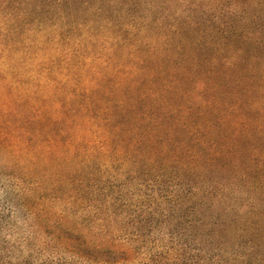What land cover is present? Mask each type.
I'll return each mask as SVG.
<instances>
[{
    "label": "trees",
    "instance_id": "obj_1",
    "mask_svg": "<svg viewBox=\"0 0 264 264\" xmlns=\"http://www.w3.org/2000/svg\"><path fill=\"white\" fill-rule=\"evenodd\" d=\"M108 1L96 7L93 0H0V152L11 164L0 167V177L11 182L12 210L29 220L27 235L45 261L54 257L79 264H251L248 259L257 250V262L262 261L264 229L262 243L245 239L247 229L238 225L251 223V235L260 230L242 215L230 192L242 175L249 181L247 193L260 186L264 190V146L259 149L255 141L264 140V120H239L228 103L235 80L226 71L238 67L240 58L222 62L226 48H214L220 57L209 62L202 52L207 46L188 36L185 26L171 31L169 42L158 46V30L148 36L151 26L141 24V50H146L141 77L135 69L118 68L116 76L122 77L117 82L106 72L110 59L104 52L118 54L120 44L126 43L122 23L104 15L105 22L96 25L92 12L105 14L134 4ZM161 3L141 0V7L154 13ZM98 28L106 34L100 35ZM126 84L136 88L141 116H125L135 108L127 101L131 96ZM175 100L191 104L183 105L184 116ZM195 102L200 106L193 109ZM226 110L229 116H223ZM71 155L78 157L73 174L49 170L48 160L61 156L64 161L65 156L69 162ZM258 159L260 170L252 175L251 165ZM114 161L130 166L129 171L145 167L147 174L174 171L177 179L191 175L202 180L180 181L192 188L188 198L179 191L178 198L157 202L153 187L143 200L140 188H115L113 176H104L103 169L115 167ZM251 205L256 207L258 201ZM159 206L177 211L166 214ZM2 214L0 209V220ZM163 215L182 218L183 224L179 230L161 232L169 240L161 239L160 244L146 232L116 226L119 220L149 224ZM227 218L231 228L224 225L222 219ZM239 239L251 242L240 257L200 255L203 250L227 253Z\"/></svg>",
    "mask_w": 264,
    "mask_h": 264
},
{
    "label": "rangeland",
    "instance_id": "obj_2",
    "mask_svg": "<svg viewBox=\"0 0 264 264\" xmlns=\"http://www.w3.org/2000/svg\"><path fill=\"white\" fill-rule=\"evenodd\" d=\"M129 1H131V4ZM93 2L96 7H99L101 5L107 6L109 1L93 0ZM126 2L130 5L134 4V7L110 8L105 14L102 12H92L94 13L92 17L95 18L96 25L105 22L103 21L104 15L110 20H118L117 22L122 23L127 40L126 43L120 44V52L118 54H116L117 51L104 52L106 55L105 57L110 59L106 72L110 76L115 77L117 82H119L122 77L121 73L116 76L115 70L118 68L123 71L124 68L131 70L135 69L134 71H137L138 76L141 77V56H145L146 54L145 49L141 50V35H144V32L141 30V24H148L151 26L150 32H145L148 36L153 32V29L158 30L160 37L154 40V44L162 47L165 43L169 42L166 37H168L171 31L173 32L176 28L185 26L188 30L190 29V34L188 36L192 35V38L197 37L201 44L207 46L202 52L208 56L209 62L219 55L214 48H222V50L226 48L221 55L222 58L220 60L222 62L230 61L232 63L234 60L236 62V57H238V59L240 58L238 67L236 66L232 68L233 70L226 71V73H228L227 77L230 76L232 80H235L232 82L235 86L234 92L230 100H228V103L234 106L235 112L232 113V116H238L237 119L239 120L248 118L250 122H254V120H264V0H161V2H163L160 5L161 7L155 8L154 13H152L153 11L151 12L150 9L148 11L145 9L143 10L141 7V0H124L123 5H125ZM149 7L153 9L155 6ZM120 14L123 15L120 16ZM98 32L100 35L106 34L103 28H98ZM113 35L115 34L113 33ZM173 35L176 36L175 38H178L175 33ZM109 42L110 41H108V43ZM208 42L209 44L212 42L210 47L206 45ZM100 43L102 44V41ZM187 43L188 42L185 44L187 45ZM127 84L126 88H128V94L131 96L127 101L131 102L129 104L135 105V108L131 110L132 112L130 114L125 116H141V101L137 103V98L135 99L134 95L136 94V88L128 86ZM139 87L141 91V85ZM174 102V106H176L181 116H184V110L186 109L184 107L191 106L190 103L180 102L179 100H175ZM193 104H195L193 109L200 106L197 102ZM143 109L144 108H142V110ZM227 110L223 116L230 115V111ZM115 116L121 115L116 112ZM243 140L246 141L244 137ZM255 141L259 149L261 146H264V140L258 138L255 139ZM63 159L64 161L61 159V156H59L56 159L48 160L49 170H53L57 174H73L77 170L78 157H72V155L68 156L69 162H65V156ZM92 160L93 159H91V161ZM106 160L108 161V158H106ZM261 160L262 159H258L252 165L250 164V169H252L250 173L252 175L260 170L258 169V162ZM113 165L115 167H108L107 170L103 169L105 172L104 176L108 174L113 176L115 188L121 189L122 185H128L126 188L131 190L140 188L141 199L143 200L146 198L144 194H150V189L153 187L154 190L156 189L154 198L157 202L162 201L164 198H178L179 191L183 192V197L188 198L190 197L188 194L192 192V188L186 185L187 182L183 184L180 183V181H188L190 178L202 180L201 178H196V176L191 175L181 176V179H177L174 171L168 172L165 175L162 173L161 175L160 171L150 170L147 174L145 167H141V170L134 168L129 171L130 166L126 164L118 165L116 161H114ZM1 166L4 168H11L8 167L11 166L8 156L0 152V167ZM240 171V168L237 169V174ZM242 176L234 180L235 186L233 185L230 191L231 198L236 200V207L242 212V215H245L250 221H254L255 227L260 231L257 232L256 235H251L249 233L253 230L251 229V223L246 226L242 224L238 226L247 229V233L245 234L247 237L245 239H248V236H250V239H253L254 243H262V231L264 229V226H262L264 190L262 186H260L257 187L253 193H247V191L250 190L249 181H244ZM246 176L247 175H245V177ZM141 182H144L147 186L141 185ZM10 183L11 182H9L6 177H0V209L5 212V214H2L4 216V219H2L3 221L0 220V264H15L17 262H22L24 264H79L78 261L74 259L68 260V258L57 259L54 257H45L46 261L43 260L39 247H37V244H34L27 235L28 224L30 223L29 220L25 214L23 215L22 212L12 210L13 208L10 206ZM196 183L200 184L201 182L197 181ZM153 184L154 186H152ZM178 184L182 187H179ZM252 197L255 199H251ZM256 200L258 201V205L253 207L251 204L255 203ZM172 202L174 205V200ZM240 204L243 205L240 206ZM160 206L162 208L169 207L166 204H161ZM160 206L158 210L166 214L167 212H172L173 215L177 211L175 208H173L172 211H164L160 209ZM180 219L178 220L177 218L175 219L174 217L163 215L152 220L149 224L141 225V223H137L136 225H127L119 220L116 226L120 225L126 229V231H132L135 234H141V231L146 232L149 234V238L159 243L161 239H165L166 241L169 240V237L161 235V232L179 230L183 224ZM222 220L224 225L231 228V223L227 222L232 220L228 218ZM138 226H142V228ZM240 241L241 239L237 242ZM237 242L232 243L235 245L230 246L226 251L227 253L218 251L207 252L203 250L200 252V255L206 258L211 255L213 258L220 259L232 258L233 256L240 257L248 252L251 242ZM215 243L218 244V242ZM138 245L139 244H137V246ZM259 256H261L260 251L257 250L253 252L248 259V263H264V258L262 261L260 260L257 262ZM138 257V260H141V248ZM255 260L256 263H253ZM124 264H137V261Z\"/></svg>",
    "mask_w": 264,
    "mask_h": 264
}]
</instances>
